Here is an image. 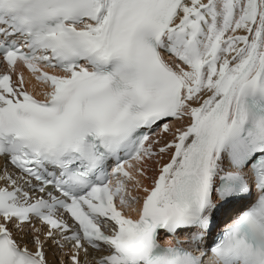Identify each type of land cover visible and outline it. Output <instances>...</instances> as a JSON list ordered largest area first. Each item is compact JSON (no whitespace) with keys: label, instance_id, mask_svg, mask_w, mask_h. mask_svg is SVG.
I'll return each mask as SVG.
<instances>
[{"label":"snow or ice","instance_id":"snow-or-ice-1","mask_svg":"<svg viewBox=\"0 0 264 264\" xmlns=\"http://www.w3.org/2000/svg\"><path fill=\"white\" fill-rule=\"evenodd\" d=\"M0 264H264V0H0Z\"/></svg>","mask_w":264,"mask_h":264}]
</instances>
